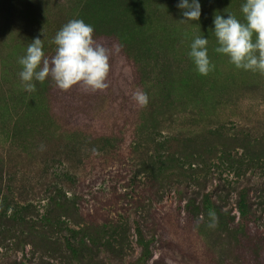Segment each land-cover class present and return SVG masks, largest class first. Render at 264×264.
<instances>
[{"label":"rangeland","instance_id":"obj_1","mask_svg":"<svg viewBox=\"0 0 264 264\" xmlns=\"http://www.w3.org/2000/svg\"><path fill=\"white\" fill-rule=\"evenodd\" d=\"M244 2L200 0L193 22L182 20L179 0H0V264H264V73L215 51V14L243 22ZM73 19L109 50V86L61 91L49 77L26 91L19 41L40 37L51 61L54 37ZM197 36L208 38L207 75L188 55ZM137 90L147 106L133 99ZM19 126L24 135L13 137ZM177 134L191 140L169 150L164 139ZM74 137L83 144L73 148ZM175 151L202 153L193 179L205 177L209 209L184 187L156 196L158 159ZM55 173L68 180L58 185L69 209L45 192ZM4 198L8 214L33 205L28 238H15L23 226L1 224ZM49 210L55 224L46 239L39 226Z\"/></svg>","mask_w":264,"mask_h":264},{"label":"clouds","instance_id":"obj_2","mask_svg":"<svg viewBox=\"0 0 264 264\" xmlns=\"http://www.w3.org/2000/svg\"><path fill=\"white\" fill-rule=\"evenodd\" d=\"M185 21H199L200 0H179ZM243 22L232 13L227 18L215 14L214 34L217 38V53L225 54L238 69L264 73V0H245L241 5ZM36 37L28 45L26 54L19 59L22 70L19 73L28 92L35 91L34 82H45L51 78L57 88L68 91L82 84L92 91L104 90L110 72L109 50L94 39V28L82 19H73L56 34L52 43L56 48L51 61L43 51V43ZM208 38L197 36L190 45L189 57L201 75H207L213 65L208 56ZM133 99L141 107L147 106L148 95L140 90L133 93ZM215 226L216 215L209 212Z\"/></svg>","mask_w":264,"mask_h":264},{"label":"trees","instance_id":"obj_3","mask_svg":"<svg viewBox=\"0 0 264 264\" xmlns=\"http://www.w3.org/2000/svg\"><path fill=\"white\" fill-rule=\"evenodd\" d=\"M31 31H32V28H30L29 31H27V32H31ZM29 41L30 40L28 39V37H25L21 41H19V43L22 45L23 48L27 49L28 45H25V44L28 43ZM30 43H28V44H30ZM35 95H37L39 97L40 93L35 94ZM43 105L44 106L40 105V107H41L40 112H42V114L46 113V115L47 114L49 115L50 114L49 113L50 112L49 106H47L45 103ZM47 117H49V116H47ZM17 132H20L21 135H24L23 134V126H19L18 130L16 132H14L12 134V136L14 137L17 134ZM206 136H210V134L206 133L203 136V138ZM197 138L200 139L201 137L199 136ZM19 139H20V137L16 136L15 142H18ZM69 140H72L70 142V144H72L73 148L83 144L81 142L83 140H81L80 137H74V138H71ZM189 140H191V138H185V137H182L181 134H177L173 137L165 138L164 143L166 145H169V150H171V148H175V146H174L175 143H187V141H189ZM68 146H70V145H68ZM68 146H65L64 149H67ZM209 151H207V152H209ZM54 154H58V152H55ZM199 154H200L199 152H192V153L186 154L183 152L175 151V152H173L172 155H167L163 158L160 157L161 159H158V160H160V161H158V163H160V168H158L159 174L157 176L154 175V181H158V184H157L158 186L156 189H162V191L156 192V196H160L161 192L163 194L166 193V195H167V193L169 194L172 191H175V192L178 191V193H181L182 192L181 188L184 187V189L186 191H188V193L191 194V196H198V197L203 196L201 198V203L204 205V207L206 205V207L209 209L212 205L208 201V197H207L208 193L206 192L205 185H204L205 184V177L198 179V180L193 179V175H194L193 171L194 170H193L192 165H194L193 164V161L195 160L194 157L198 156ZM43 155H44V156H42L43 158L50 159L51 157H54V159H55V156H50L49 153H44ZM204 155L206 156L207 154H204ZM147 161L149 162V164L155 162L154 157L152 155L147 156ZM207 161H208V159H207ZM0 166H1L0 167V191H3L2 185H3V181H5V177H4V167L1 165V161H0ZM162 166H163V168H162ZM46 173H47V171H46ZM48 175L51 176L52 174L50 175L48 172ZM52 179H53V182L51 181L49 186L46 185L45 192L49 193V196H59V199L57 201H54V198L51 197L53 203L55 204V207H57L59 209H63V210L69 209L71 207V204L68 202V198L66 197L67 195L65 194V192H63V189L58 185V183L68 181L67 178L65 177V174L57 175L55 173L52 176ZM194 182L197 184H195ZM203 182H204V184H203ZM24 183H25V181L21 180V184L23 185V187H20L21 184H19L20 190H24ZM154 185H155V183H154ZM8 186H9V188H15V189L18 187V186H12L10 184H8ZM191 187H194L195 189H192ZM172 189H174V190H172ZM153 190L154 189H151L150 191L152 192ZM153 194L150 193V196H155L154 191H153ZM194 199H195V197L192 200H194ZM66 206H69V208H67ZM32 208H33V205L30 203H27V204H24L21 206L16 204V207H14L12 209V212L10 214H8L9 206H8L7 198L6 199L4 198V200L2 201L1 224L4 226H6L8 224L9 227H11V229H15L18 226H21V228H22V226L24 227V229H21V230H23V232L22 233L20 232V236L15 237L18 240L28 238L31 235L29 232H32L33 229L35 228V223L32 220H28L26 218L27 217L26 215L28 214V212ZM52 211L49 210L48 213H46V215L44 217V221L43 220L41 221V223L44 226L42 224H41V226H39V228H40L39 233L42 234L44 237H46V239H49L47 237L48 234H50V233H48L49 227L54 228L53 225L55 224L51 220V215L53 214ZM122 228L123 227H121V229ZM25 230L28 232L27 235H25V233H24ZM68 230H70V228Z\"/></svg>","mask_w":264,"mask_h":264}]
</instances>
